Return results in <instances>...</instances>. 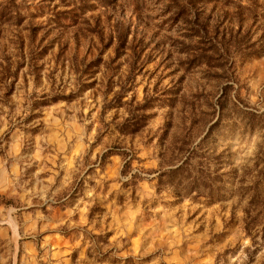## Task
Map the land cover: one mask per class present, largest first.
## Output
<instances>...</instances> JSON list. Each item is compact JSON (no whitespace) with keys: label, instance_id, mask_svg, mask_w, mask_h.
Instances as JSON below:
<instances>
[{"label":"rangeland","instance_id":"374dc122","mask_svg":"<svg viewBox=\"0 0 264 264\" xmlns=\"http://www.w3.org/2000/svg\"><path fill=\"white\" fill-rule=\"evenodd\" d=\"M261 148L264 0H0V264H264Z\"/></svg>","mask_w":264,"mask_h":264},{"label":"trees","instance_id":"16d2710c","mask_svg":"<svg viewBox=\"0 0 264 264\" xmlns=\"http://www.w3.org/2000/svg\"><path fill=\"white\" fill-rule=\"evenodd\" d=\"M181 11V10H180ZM210 39V38H209ZM122 46H124V43L122 41L121 43ZM211 51L212 50H216L219 51V48L217 46V43H215L214 41L210 42V48ZM204 58H208V57H204ZM219 104V108L220 111L222 112L224 107L223 105L220 103V101L218 102ZM221 116L219 115V118L217 119L216 122H214L208 129L207 134L205 135V137L200 141V143H203L204 141H206V139L209 137V135L211 134V132L214 130V128H216L218 125H220L221 122ZM144 119L143 118H139L138 121L132 123L129 126H125V128H121V129H126V131L129 134H135L139 131V124L143 123ZM124 127V126H123ZM125 131V130H124ZM200 143L197 144V149L200 148ZM112 151H108L106 152L103 157H108L112 155ZM185 159L180 161V164L175 167L172 170H169L167 172H163L160 173L157 177V181L159 185H163L164 183H170L169 181H171L172 179H175L177 181L176 184V188L178 189V191L176 192L179 196H185V195H189L190 193H197L199 196L204 195L207 199L212 200L215 196L217 190L215 188V183H221L224 184V180H223V176H226V174H222L220 176H216L213 177L211 175H209V173H205L201 170L197 171V175H193L194 173V167L191 164V160L192 158L196 155V149H187L185 151ZM124 158V160H126L127 158V154L123 153L121 154ZM260 164L261 169L260 170H255L257 171V174L254 177V181L252 182V186L251 187H247L245 188V191H249L248 194H250V200L248 202V209L249 211H245V213L248 215L250 210L254 211L253 209H256L258 207L260 208H264V199L261 196L262 192H261V187L264 185V148H261V150H259V153L256 155L255 157V164H254V169H257ZM129 165V160H127L125 162V167H127ZM207 167L203 164L200 165V167ZM250 174L252 172V170H247ZM127 171H122V174H126ZM200 175H199V174ZM253 173V172H252ZM251 173V174H252ZM133 179L138 178L137 175L132 176ZM242 191H244L243 188H241ZM245 193V192H243ZM256 222H254L255 224ZM247 233H249V231L251 230L250 228V224L247 225Z\"/></svg>","mask_w":264,"mask_h":264}]
</instances>
